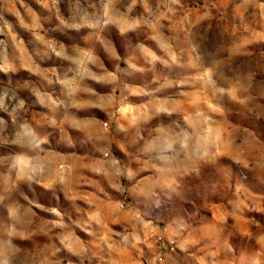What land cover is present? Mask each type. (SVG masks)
I'll use <instances>...</instances> for the list:
<instances>
[{"label": "rangeland", "instance_id": "obj_1", "mask_svg": "<svg viewBox=\"0 0 264 264\" xmlns=\"http://www.w3.org/2000/svg\"><path fill=\"white\" fill-rule=\"evenodd\" d=\"M0 264H264V0H0Z\"/></svg>", "mask_w": 264, "mask_h": 264}, {"label": "built area", "instance_id": "obj_2", "mask_svg": "<svg viewBox=\"0 0 264 264\" xmlns=\"http://www.w3.org/2000/svg\"><path fill=\"white\" fill-rule=\"evenodd\" d=\"M157 239H158V240H160V239H161V237H158ZM159 260H162V257H161V256L159 257Z\"/></svg>", "mask_w": 264, "mask_h": 264}]
</instances>
